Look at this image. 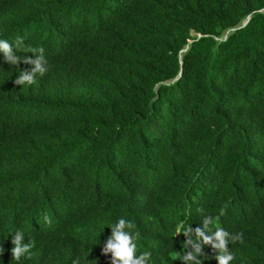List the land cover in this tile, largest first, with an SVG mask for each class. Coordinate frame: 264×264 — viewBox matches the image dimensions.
<instances>
[{
    "label": "trees",
    "instance_id": "1",
    "mask_svg": "<svg viewBox=\"0 0 264 264\" xmlns=\"http://www.w3.org/2000/svg\"><path fill=\"white\" fill-rule=\"evenodd\" d=\"M17 35L48 70L22 86L0 59V264L17 229L19 264H111L121 216L149 264H183L199 208L241 236L230 264H264V0H0Z\"/></svg>",
    "mask_w": 264,
    "mask_h": 264
},
{
    "label": "clouds",
    "instance_id": "2",
    "mask_svg": "<svg viewBox=\"0 0 264 264\" xmlns=\"http://www.w3.org/2000/svg\"><path fill=\"white\" fill-rule=\"evenodd\" d=\"M25 37L17 35L12 41L0 37V59L9 65H17L22 62L30 65L27 70L18 69L16 83L22 86L31 85L36 79V75H43L48 70V60L45 56L43 47L28 48L25 52ZM31 53V56L19 55L18 53ZM200 223L192 228L189 223L184 220L175 226L172 235L182 233L185 237L182 242L183 251H175L177 259L183 264H201L202 246L210 245L215 252L217 264H230L234 259V253L228 247L234 241L240 240L239 234H232L224 227L219 226V217H213L207 213L205 209L199 208ZM111 229L107 236L101 251L104 254H111V264H149L151 253L144 251L137 254V244L135 243L136 233L133 231L135 224L131 219L119 217L113 224L108 226ZM11 234L10 249L12 261L19 262L22 258L28 259L32 256L30 249L34 247L33 242L26 241L25 233L19 229ZM185 251V249H189ZM4 252V248L0 247V254ZM74 264L76 262L74 261Z\"/></svg>",
    "mask_w": 264,
    "mask_h": 264
}]
</instances>
